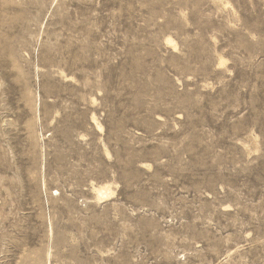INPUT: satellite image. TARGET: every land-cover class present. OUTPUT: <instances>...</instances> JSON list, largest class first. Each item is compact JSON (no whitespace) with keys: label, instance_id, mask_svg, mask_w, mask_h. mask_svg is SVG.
I'll use <instances>...</instances> for the list:
<instances>
[{"label":"rangeland","instance_id":"1","mask_svg":"<svg viewBox=\"0 0 264 264\" xmlns=\"http://www.w3.org/2000/svg\"><path fill=\"white\" fill-rule=\"evenodd\" d=\"M0 264H264V0H0Z\"/></svg>","mask_w":264,"mask_h":264},{"label":"bare ground","instance_id":"2","mask_svg":"<svg viewBox=\"0 0 264 264\" xmlns=\"http://www.w3.org/2000/svg\"><path fill=\"white\" fill-rule=\"evenodd\" d=\"M168 44L174 45V41L170 38L167 39ZM175 47V45H174ZM93 122L95 123V126L98 130H103V126L96 121V119H93ZM45 186V185H44ZM94 186V185H93ZM93 192L95 194V200L99 203L106 202L110 200L114 195L115 191L113 190L112 184H103L100 186H94Z\"/></svg>","mask_w":264,"mask_h":264}]
</instances>
